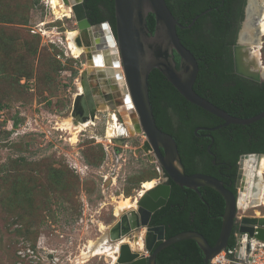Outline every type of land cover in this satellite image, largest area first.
I'll list each match as a JSON object with an SVG mask.
<instances>
[{"label": "rangeland", "instance_id": "1", "mask_svg": "<svg viewBox=\"0 0 264 264\" xmlns=\"http://www.w3.org/2000/svg\"><path fill=\"white\" fill-rule=\"evenodd\" d=\"M73 30L76 42L71 10L57 14L51 0H0V264H110L105 254L83 258L86 244L117 220L118 200L138 199L143 181L166 180L157 162L136 152L145 136L122 103L97 107L74 134L67 127L86 123L73 115L88 67L83 44L78 57L68 49ZM259 41L250 54L259 51L264 62V32ZM112 113L129 124L124 143L106 137Z\"/></svg>", "mask_w": 264, "mask_h": 264}, {"label": "water", "instance_id": "2", "mask_svg": "<svg viewBox=\"0 0 264 264\" xmlns=\"http://www.w3.org/2000/svg\"><path fill=\"white\" fill-rule=\"evenodd\" d=\"M63 3L71 8L77 30L82 36L81 40L76 39V43L84 45L87 61L91 59L95 66L101 65L102 54L105 56L108 53L114 65H120L121 72L119 70L115 72L117 79L120 80L119 92L121 95L129 96L133 107L131 116L134 128L145 136V140L136 152L143 151L151 161L152 153L155 162L167 174V178L177 185L195 190L200 197L198 188L210 187L216 190L224 200L221 228L213 245H210L201 233L191 230L181 231L165 238L164 225H150V219L156 210L166 204L171 185L167 182L156 183L141 193L134 208L126 210L110 225L107 232L108 241H121L131 232L138 231L142 235L144 247L143 250H134L127 242H122L115 264H156V255L161 249L184 239H193L198 244L204 254L203 264H207L209 259L228 246V240L235 227L236 212L240 207L239 194L233 193L214 176L184 172L175 139L171 134L161 130L155 122L149 98V73L154 68L158 69L186 100L219 117L223 123L217 127L253 123L264 118V110L251 117H237L219 108L194 90L193 85L199 70L198 60L180 41L177 27L192 26L195 20L206 11L196 15L189 24L183 25L172 14L166 0H114V32L107 21L91 24L83 0H63ZM149 13H152L155 19L153 32L147 25L146 18ZM257 21L255 17L254 22ZM244 22L238 32L237 42L233 45L235 73L252 80L262 81L264 80L262 70L257 69V64L250 61L252 46L243 40ZM85 35L89 40L86 41ZM175 53L179 56L178 66L174 58ZM243 58H246L247 66H244ZM261 63L264 67L262 60H260ZM99 72V70L93 71L90 66L81 72L82 91L76 95L73 104V111L78 107L84 111V117L77 119L78 122H86L88 119H93L95 115V102L88 77H93L95 83L104 84L106 88L108 82L112 81L110 77H98ZM120 73L123 77L119 75ZM215 128L203 127L206 130ZM127 138L121 137L114 142L124 143ZM249 155L261 156L264 153H249ZM238 177L237 186L240 188L243 183L240 181L242 175ZM254 223L260 225L256 237L264 240V216H244L240 220L238 229L240 232L252 234L251 224ZM142 230H144L143 233H141ZM157 242L159 244L154 248Z\"/></svg>", "mask_w": 264, "mask_h": 264}, {"label": "trees", "instance_id": "3", "mask_svg": "<svg viewBox=\"0 0 264 264\" xmlns=\"http://www.w3.org/2000/svg\"><path fill=\"white\" fill-rule=\"evenodd\" d=\"M166 3L177 21L183 25L189 24L196 15L206 11L192 26L177 27L180 41L198 60L199 70L194 90L237 117L247 118L263 111L264 80L251 82L237 74L229 75L218 70L220 59H232L231 45L235 42L238 22L242 17L243 0H166ZM83 4L91 24L107 21L115 31L114 0H83ZM146 20L148 28L153 32L154 15L149 13ZM174 58L178 66V54L175 53ZM199 83L203 89L199 88ZM148 89L155 122L175 139L186 174L202 172L227 184L235 179V163L240 154L264 153V127L259 137L252 139L248 135L252 128L264 126V118L247 125L228 124L211 131L214 138L211 144V150L215 153L214 164L213 156L208 154L206 148L210 139L203 141L197 137L194 128L199 124L214 127L223 121L186 100L156 68L149 73ZM246 89L252 92L243 91ZM169 109L178 119L176 127L168 115ZM16 124L13 121V125ZM169 184V198L164 206L152 214L150 225H164L165 238L181 231H197L213 245L218 238L224 212L222 196L206 186L198 188L200 197L195 190L179 186L172 180H169ZM228 188L237 193L234 186ZM234 243L231 234L228 246ZM203 259L204 254L198 244L193 239H184L161 249L156 255V264H203Z\"/></svg>", "mask_w": 264, "mask_h": 264}, {"label": "bare ground", "instance_id": "4", "mask_svg": "<svg viewBox=\"0 0 264 264\" xmlns=\"http://www.w3.org/2000/svg\"><path fill=\"white\" fill-rule=\"evenodd\" d=\"M255 0H249L248 4V9H247V18L246 21L244 22V38L243 40L248 42L249 44H254L256 46H259L260 41H259V36L261 33L264 32V12H263V7H264V0H259L260 2V7L257 6V3L254 2ZM257 1V0H256ZM52 7L55 9V12L57 14L61 15V12H69L71 10L70 6L64 7L62 5V1L58 2V0H51ZM60 4V5H59ZM259 9L261 16H260V27L258 30L254 31V28L252 27V21L250 20L251 16L255 13L256 9ZM63 14V13H62ZM69 15V14H68ZM58 16V15H57ZM258 33V34H257ZM69 35V42H68V49L70 50L71 54L74 57H78L82 54L83 48L80 47L79 45L76 44L75 42V31H71L68 33ZM255 40V41H254ZM106 52H109L106 50ZM259 56V51H255L251 55V60L253 63L257 64L256 68L259 70H262V74L264 76V67H262V63L260 64V59L258 58ZM244 59V58H243ZM254 59H256L254 61ZM111 60V61H110ZM245 60V59H244ZM112 62V63H111ZM89 65L93 71L99 70L100 72L98 73L99 76H105V77H110L111 80L115 81L118 85L119 79H117V76L115 72L119 70L121 72V69L119 67H116L114 65L113 59L111 58V55L108 53L104 56L102 54V59H101V65H96L94 64V61L90 59L88 62ZM246 60L244 63V66L246 65ZM115 67H114V66ZM119 75H122L120 73ZM79 89L82 91L81 86H79ZM120 93V92H119ZM121 97V102H122V108L125 110L126 113H129L130 115V120H131V126L132 129L134 128V121L132 119L131 113L133 110L132 103L130 101V98L128 95L120 94ZM111 121L108 122V127L106 131V137L109 139L118 140L121 137H128L127 134V127L129 126L128 122L127 127H123L120 125L116 114H111ZM68 125L70 124V120H67ZM90 122L86 123H79L77 126H67L69 128H72L73 134L76 133L77 131L81 130L84 126L89 124ZM118 135L116 138L115 136ZM76 136V135H75ZM73 138H75L73 136ZM243 183L241 187V194H240V199H239V204H246V201H248V204L251 203H256L257 205H263L264 206V155L261 156H255V155H247L244 160H243ZM156 183L154 180H146L142 182V191L140 192L139 196L141 195L142 192H144L146 189L151 188L155 185ZM137 203V199L135 201H132L130 198H121L118 200L115 209H114V214L119 217L122 213H124L128 209L134 208ZM256 215L260 214L258 209H255L254 212ZM100 230L102 231V235L98 237L95 240H89L88 243L85 246V249L82 251V256L83 258H88L92 257L98 254H105L106 256L110 257L111 261L110 264H115V261L117 259V253L119 251L120 244L122 242H127V236H125L121 241H108L107 240V232L105 231V227L101 224L100 225ZM142 235H140V238L135 239L133 242H127L131 248H141L143 244L142 240Z\"/></svg>", "mask_w": 264, "mask_h": 264}, {"label": "flooded vegetation", "instance_id": "5", "mask_svg": "<svg viewBox=\"0 0 264 264\" xmlns=\"http://www.w3.org/2000/svg\"><path fill=\"white\" fill-rule=\"evenodd\" d=\"M255 3H257V6L260 7V1H254ZM248 4H249V0H243V4H242V17L241 19L239 20L238 22V30H237V34H236V38H235V42L231 45V53H232V59H220V67L218 70L222 71V72H225V73H230L229 75H232V74H236L235 73V69H234V59H233V45L236 44L237 42V36H238V32L239 30L241 29L242 27V24L243 22L246 20V14H247V9H248ZM256 9L255 13L251 16L250 20L252 21V27L254 28V31L258 30L259 27H260V16H261V13L259 11V9ZM255 17H257L258 21L255 23L254 22V19ZM115 32V31H114ZM86 41L89 40L88 37H86V35L84 36ZM82 39V36L79 35V40ZM246 59V58H244ZM231 60V62H230ZM111 61V60H110ZM112 63V62H111ZM230 63V64H229ZM114 66V65H113ZM115 67V66H114ZM228 70V71H227ZM238 75V74H237ZM240 76L241 78L243 79H247L248 81H251V82H260V81H256V80H252L250 78H247V77H244V76H241V75H238ZM227 77L230 78V76L227 75ZM88 80H89V85L91 87V90H92V95H93V100L95 102V113L97 111V107H105L106 104H109L110 106L112 107H115V105L119 102L120 104L122 103L121 102V97H120V93H119V87L118 85H116L117 83L115 81H110L108 82V86L106 88V86L104 84H101V83H95L94 79H92L90 76L88 77ZM199 88L200 89H203L202 87V84L199 83ZM249 90L250 92H252L251 89H246V90H243V91H247ZM204 92V91H203ZM80 93V92H79ZM119 93V94H118ZM119 96L120 97V100L119 101H115V97L116 96ZM88 108H90V105H88ZM73 114H74V117L75 119H79V118H82L84 117V111L83 109L81 108H77L73 111ZM115 114V113H113ZM120 114H118L119 116ZM168 115H170L171 119H172V122H173V125L176 127L177 126V123H178V119L176 118V116L172 113V111L169 109V112H168ZM95 116V115H94ZM117 116V114H116ZM117 119L119 120V118L117 117ZM120 123V122H119ZM220 125V124H219ZM218 126V125H217ZM217 126H214L216 128H218ZM203 127H207V128H212V127H209L207 125H203V124H199L197 125L195 128H194V133L196 134L197 137L201 138L203 141L204 139H210V143L207 145V152L209 155L213 156V159L215 160V153L211 150V144L214 142V138L211 134V131L215 130H206V129H203ZM221 127V126H219ZM263 127L264 126H261V127H258V128H252V132H248V135L250 138L252 139H255L256 137H259L261 134H263ZM251 129V128H250ZM260 134V135H259ZM127 135V134H126ZM118 136V135H117ZM115 136V138L117 137ZM210 146V147H209ZM152 154V153H151ZM249 155V153H242L238 156V159L236 161V175H235V179L233 180L232 182V179L231 181H228L227 184H225L223 181V183L228 187V186H234L236 188V191L238 193V186H237V182H238V179H239V175L241 174L242 177H241V182H243V160L244 158ZM152 156V161H155L153 155ZM148 158V156H147ZM149 159V158H148ZM151 161V160H150ZM212 162L214 164H216L215 161L212 160ZM165 177H166V180L164 182H167L169 183V180L167 178V174L163 171ZM195 173H202V172H195ZM193 174V173H192ZM203 174H206V173H203ZM207 175H210V174H207ZM212 176V175H211ZM215 177V176H214ZM236 193V194H237ZM159 244V243H158ZM158 244H155L154 248L158 245Z\"/></svg>", "mask_w": 264, "mask_h": 264}, {"label": "built area", "instance_id": "6", "mask_svg": "<svg viewBox=\"0 0 264 264\" xmlns=\"http://www.w3.org/2000/svg\"><path fill=\"white\" fill-rule=\"evenodd\" d=\"M238 194L240 199V191ZM258 206H260V204H248V201H246V204L240 205L236 212L235 227L232 231L235 243L232 246H227L221 252L213 256L208 260L207 264H264V240L256 237L260 225L257 223L251 224L253 229L252 234L249 232H240L238 229L242 217L264 216L261 214L260 210V214L256 215L254 213ZM249 208H253V212L247 214L246 210Z\"/></svg>", "mask_w": 264, "mask_h": 264}]
</instances>
